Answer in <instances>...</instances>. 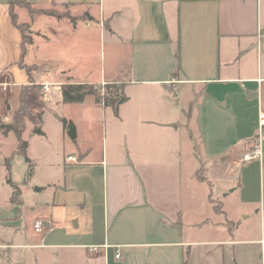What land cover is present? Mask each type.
Returning <instances> with one entry per match:
<instances>
[{
    "label": "crops",
    "instance_id": "0c3cea01",
    "mask_svg": "<svg viewBox=\"0 0 264 264\" xmlns=\"http://www.w3.org/2000/svg\"><path fill=\"white\" fill-rule=\"evenodd\" d=\"M27 1L33 12L13 11L31 31L22 58L29 74L10 0H0V124L22 94L32 109L26 128L40 126L35 135L46 145L47 126L60 124L63 170L45 200L42 186L28 190L26 174L11 179L17 204L5 166L16 145L0 160V264H249L250 250L264 248V140L260 159L242 160L264 112V0ZM94 39L99 82L76 74L91 71ZM113 81L126 96L117 112L91 95L63 101L66 82ZM62 118L74 123V141ZM12 134L0 131V148ZM199 190L223 219L201 211L185 233V201ZM198 222L206 225L201 237ZM261 249L256 264H264Z\"/></svg>",
    "mask_w": 264,
    "mask_h": 264
},
{
    "label": "rangeland",
    "instance_id": "374dc122",
    "mask_svg": "<svg viewBox=\"0 0 264 264\" xmlns=\"http://www.w3.org/2000/svg\"><path fill=\"white\" fill-rule=\"evenodd\" d=\"M23 11L19 13V21H24L26 18V12H23ZM27 29H29V26L27 27ZM27 31L25 30L26 33ZM28 33H30L31 35V31H29ZM95 44H96L97 50L94 51L93 54L90 56V60L88 64L90 65L91 71L89 73L84 72V71L76 72L78 76L80 77L86 76V78H88V80L91 82H99V78H100L99 68H100V60H101L100 56L101 55H99V50L97 47V44L99 45L100 41L98 42L97 39H94V45ZM49 53L55 54L53 50H50ZM106 53H107V50H106ZM105 60H106V56H105ZM5 88H6V84H5ZM33 103L34 105L36 104L35 102ZM31 112H32V109L30 108L29 117L31 116ZM28 122L29 121L27 120L26 125ZM29 126L23 132L22 136L30 142V147H31L30 156L34 157L36 155L40 157L38 161L31 160L33 164V172L31 176L26 178L27 179L26 184L28 186V190L34 189L35 187L39 188L40 186H42L43 190L39 192L37 195H39L40 198L42 197L43 200H45L47 199V197H49L52 191V188H50L51 183L56 184V182L61 180L58 178H60L63 168L62 166L56 165L57 162H60V153H61V148H62L61 127L58 122H52V124L47 126V131L50 134L49 136H50L51 143L46 145L42 138L36 137L35 133H33V130ZM15 145H16V139L12 134L11 137L9 136L6 138L5 142L0 148V160H4L5 157H7L11 153ZM254 161L256 162L257 160H254ZM27 167H28V164L24 160L23 156L19 154H14L11 159V166H10L11 179L22 181V179L24 178L26 174ZM203 174H205L203 168H200L199 170H197V177L200 178ZM1 175L3 176L6 175V169L4 165L0 167V176ZM184 179H187L186 183L189 184L188 179H190V176L185 175ZM34 182H37V183L34 184ZM202 193L203 192L201 190L197 192V198L195 201H185L183 216L181 217V221L183 222V229L185 233H187L190 230L189 229V223H191L190 220L195 217H198L199 219V217H201V214H200L201 211L206 212L207 216L210 218V221L223 219L222 215L215 214L214 209H213L214 207L209 201L200 200ZM214 204L216 205L217 203H214ZM26 213L28 214V217H29L30 211L28 210L26 211ZM247 222L250 225H253V229L251 233L248 234V236L255 237L259 233V219L254 213H252L251 217L248 218ZM204 227H206L204 223L202 222L197 223V225L195 226V236L196 237H201L204 235ZM261 247L262 246L260 244H257L250 250V254L248 255L249 264L257 263V257L259 255H262L261 253L259 254ZM261 252L263 253V257H264V248H263V251L261 249ZM202 261H204L203 258L200 259V262Z\"/></svg>",
    "mask_w": 264,
    "mask_h": 264
},
{
    "label": "trees",
    "instance_id": "16d2710c",
    "mask_svg": "<svg viewBox=\"0 0 264 264\" xmlns=\"http://www.w3.org/2000/svg\"><path fill=\"white\" fill-rule=\"evenodd\" d=\"M15 4L26 7L29 10V12H33V9L30 5V2L27 0H10L9 2L12 21L21 33V57L19 59V64L29 74L30 67H28L26 64H23L22 58L25 53L26 44L32 42V36L30 35V33H28L30 31L29 29H27L28 24L20 23L17 21V16L13 11V5ZM51 14H54L58 18H62V17L69 18L71 21H75L76 19V17H72L67 14H61L58 12H52ZM25 30L26 31L28 30L27 33L25 32ZM61 93H62L63 101L65 102H79L82 101L85 96L91 95L94 97V100L97 103L106 106H111L115 112H117L119 104H121L123 101L126 100V96L122 92L121 83L114 81L105 82L102 84L87 83V82L85 83L66 82L61 85ZM30 107L31 104H29L25 99H23V95L21 94L19 100V106L17 110L14 112L11 121L0 124L1 133L6 135L9 131H12L13 134L15 135L17 142L15 150H13L10 156L5 159V166L8 172L7 182L10 184V186L13 189V192L11 194V202L17 204L20 203V200L18 199L19 188L17 184H15L10 178V171H11L10 161L14 154H19L23 156L24 160L28 164V168L24 180L26 181V178L31 176L33 172V164L31 159L27 155L28 142L22 136L26 128V122L27 120L30 119L29 117ZM61 122L67 136L74 141L76 138V130L74 123L66 118H62ZM32 130L34 133L43 134L40 126H34Z\"/></svg>",
    "mask_w": 264,
    "mask_h": 264
},
{
    "label": "built area",
    "instance_id": "2783aa9c",
    "mask_svg": "<svg viewBox=\"0 0 264 264\" xmlns=\"http://www.w3.org/2000/svg\"><path fill=\"white\" fill-rule=\"evenodd\" d=\"M264 33V32H263ZM49 83L43 84V91L48 92L49 91ZM176 87H172V90H175ZM264 140V112H261L258 116V130L256 134L251 138L248 144V150L243 154L242 160L243 161H250L253 159H260L262 155V147L261 142ZM74 157L69 156L67 157V160H73ZM34 230L36 232H40L44 228V224L41 220H35L34 221ZM261 243H264V238L261 240ZM91 252H96L99 250V247L96 245L89 247ZM115 257H119V254L116 253Z\"/></svg>",
    "mask_w": 264,
    "mask_h": 264
},
{
    "label": "water",
    "instance_id": "95a60500",
    "mask_svg": "<svg viewBox=\"0 0 264 264\" xmlns=\"http://www.w3.org/2000/svg\"><path fill=\"white\" fill-rule=\"evenodd\" d=\"M37 188V187H36Z\"/></svg>",
    "mask_w": 264,
    "mask_h": 264
}]
</instances>
